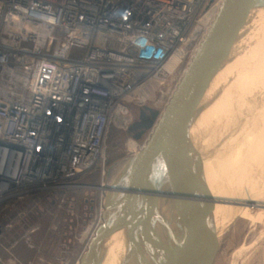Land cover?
<instances>
[{
	"label": "built area",
	"instance_id": "2783aa9c",
	"mask_svg": "<svg viewBox=\"0 0 264 264\" xmlns=\"http://www.w3.org/2000/svg\"><path fill=\"white\" fill-rule=\"evenodd\" d=\"M222 1L0 0V246L27 203L80 185L127 103L159 93L161 110L143 113L153 123L131 141L134 152L145 145L152 112L168 104Z\"/></svg>",
	"mask_w": 264,
	"mask_h": 264
},
{
	"label": "water",
	"instance_id": "95a60500",
	"mask_svg": "<svg viewBox=\"0 0 264 264\" xmlns=\"http://www.w3.org/2000/svg\"><path fill=\"white\" fill-rule=\"evenodd\" d=\"M262 10L264 0L222 1L168 104L152 112L145 145L105 184L102 223L77 264H102L115 242L123 245L121 264H221L207 112L219 73Z\"/></svg>",
	"mask_w": 264,
	"mask_h": 264
},
{
	"label": "rangeland",
	"instance_id": "374dc122",
	"mask_svg": "<svg viewBox=\"0 0 264 264\" xmlns=\"http://www.w3.org/2000/svg\"><path fill=\"white\" fill-rule=\"evenodd\" d=\"M261 32L264 23L253 31V46ZM263 54L256 60L255 70L247 73L245 65L222 77L221 100L210 112L214 126L211 124L209 162L213 170L208 173V183L214 196L221 195V205H217L224 227L221 264H264ZM181 66L174 80L180 78ZM244 74L247 80L243 85L239 80ZM160 97L156 93L145 105L127 103L128 117L111 124L101 160L75 180L80 185L25 205L28 214L2 239L0 264L78 263L87 247L88 237L83 233L104 209V186L121 163L135 153L130 142L143 128V113L149 115L148 108L161 110Z\"/></svg>",
	"mask_w": 264,
	"mask_h": 264
},
{
	"label": "bare ground",
	"instance_id": "6f19581e",
	"mask_svg": "<svg viewBox=\"0 0 264 264\" xmlns=\"http://www.w3.org/2000/svg\"><path fill=\"white\" fill-rule=\"evenodd\" d=\"M220 7V4H217L216 6H214V8H212L205 16L204 19V23L205 26L204 28L201 30V35L204 36V34L206 33L207 29L209 28V26L211 25L216 13L218 12ZM264 23V10L262 11H257V15L255 16L253 22L251 23V30H249V32L247 33V35L245 36V38L238 43V45H236L234 51L232 52V54L230 55V57L228 58V62L227 65L225 66V68L219 73L216 82H215V86L214 89L217 92V97L215 99V101L210 105V109L208 110L207 114H211V110L213 105L215 104V102L219 99L221 100V95H219V84L221 82V79L224 75L228 74L230 71L234 70V69H239L241 66L246 65V71L251 72L253 70H255V64L257 63L256 60L259 58V56H262V54L264 53V32H261L262 34L258 35L256 37V44L253 46V44L255 43V41H251V37H253V31L256 27L257 24H262ZM261 40V41H260ZM199 44V43H198ZM197 51V50H196ZM196 53V52H195ZM195 55V54H194ZM264 55V54H263ZM254 59V61H253ZM260 61V60H259ZM178 62V57H175L172 59L171 61V67H174L175 64ZM189 64V63H188ZM188 66V65H187ZM186 66V68H187ZM252 66V67H251ZM264 67V66H263ZM252 69V70H251ZM245 72V71H244ZM182 73V72H181ZM242 73V72H241ZM246 73V74H247ZM235 74V73H233ZM244 74L242 75L241 79L239 81H242L243 85L244 82L247 80V75ZM264 75V73L261 76ZM240 78V77H239ZM260 78V77H259ZM258 78V79H259ZM263 80V79H262ZM263 82V81H262ZM240 87V85H239ZM262 89V88H261ZM264 90V89H263ZM227 93V92H226ZM218 102V101H217ZM220 104V103H218ZM217 106V104H216ZM219 108V107H218ZM217 108V109H218ZM207 114L205 116V118L207 117ZM216 117V116H215ZM218 117V116H217ZM216 117V119H217ZM212 120V119H211ZM213 123V121H211ZM211 123V124H212ZM215 123V121H214ZM210 124V125H211ZM214 126V124H212ZM216 125V123H215ZM218 128V127H217ZM220 131V130H219ZM131 143V142H130ZM212 148V147H211ZM211 148L208 147L207 149V154L210 155L211 153ZM213 150V149H212ZM212 157V156H211ZM212 159V158H211ZM210 159V160H211ZM209 160V161H210ZM208 161V172L212 171L213 168H211V164ZM213 167V166H212ZM103 187V186H102ZM219 201L217 202V205H221V195L220 196H215ZM90 228H88L89 230ZM86 230L83 233V237H86L87 235H89V231ZM224 227L221 228V231L223 232ZM122 252H123V245L121 244V242H115L107 251V253L104 255V259H103V263L102 264H121V260H122Z\"/></svg>",
	"mask_w": 264,
	"mask_h": 264
}]
</instances>
